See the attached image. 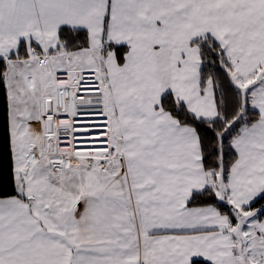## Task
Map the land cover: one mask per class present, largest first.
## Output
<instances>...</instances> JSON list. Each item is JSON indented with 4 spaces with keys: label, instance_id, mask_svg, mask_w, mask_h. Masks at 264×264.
I'll use <instances>...</instances> for the list:
<instances>
[{
    "label": "snow or ice",
    "instance_id": "obj_1",
    "mask_svg": "<svg viewBox=\"0 0 264 264\" xmlns=\"http://www.w3.org/2000/svg\"><path fill=\"white\" fill-rule=\"evenodd\" d=\"M0 85V264H264V0H0Z\"/></svg>",
    "mask_w": 264,
    "mask_h": 264
},
{
    "label": "trees",
    "instance_id": "obj_2",
    "mask_svg": "<svg viewBox=\"0 0 264 264\" xmlns=\"http://www.w3.org/2000/svg\"><path fill=\"white\" fill-rule=\"evenodd\" d=\"M6 92L2 85H0V115L3 113V107L5 102ZM209 136L211 138V130L209 132ZM0 179H2V183H0V194H7L11 192V177L8 174V157L5 153L3 157V164L0 165ZM210 202L208 197H204L201 201L198 202L199 204ZM193 205V206H198ZM264 205V199L260 200L259 203L255 204V208L262 207ZM222 211H227V209H222ZM192 264H209L205 261H194Z\"/></svg>",
    "mask_w": 264,
    "mask_h": 264
},
{
    "label": "crops",
    "instance_id": "obj_3",
    "mask_svg": "<svg viewBox=\"0 0 264 264\" xmlns=\"http://www.w3.org/2000/svg\"><path fill=\"white\" fill-rule=\"evenodd\" d=\"M264 206V205H263ZM259 208H261V207H259ZM258 209V208H257ZM261 219H264V217H261ZM205 261V262H207V263H209L205 258H203V257H196V256H193L192 258H191V264L194 262V261Z\"/></svg>",
    "mask_w": 264,
    "mask_h": 264
}]
</instances>
